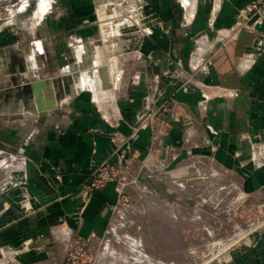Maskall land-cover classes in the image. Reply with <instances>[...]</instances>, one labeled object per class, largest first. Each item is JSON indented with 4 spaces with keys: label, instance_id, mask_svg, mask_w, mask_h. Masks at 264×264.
Instances as JSON below:
<instances>
[{
    "label": "crops",
    "instance_id": "1",
    "mask_svg": "<svg viewBox=\"0 0 264 264\" xmlns=\"http://www.w3.org/2000/svg\"><path fill=\"white\" fill-rule=\"evenodd\" d=\"M93 1L96 7L97 0ZM255 1L257 0H200L195 20L187 25L174 0H147L146 13L157 24V29L150 36L155 43L154 51L151 52V64L157 67H148L147 79L150 81V76L172 66L181 68L183 73L189 71L187 60L196 37L205 35L212 41L213 46L209 45L211 51L208 49L210 52L202 61V65L207 63L206 69L209 72L206 76L201 73L197 75L206 86L202 89L179 91L181 93L174 97L180 116L174 120L168 110L163 112L162 115L171 123V128L163 138L162 146L174 149L182 159L189 155L213 159L215 164L231 171L240 179L242 190L248 199L255 197L264 204V165L255 167L249 162L254 145H261L264 149V27L257 26L253 32L233 30L239 21L240 12ZM56 2L53 0V5ZM25 7L26 5L18 9ZM185 10L187 17H190L194 7L191 11H187L186 7ZM52 25L54 27L55 23L50 15L35 24L37 28L32 34L33 41L28 45L25 55V60L32 69L44 65V44L49 41L47 28ZM220 29L229 34L223 46L215 35ZM96 37L101 38V30L100 33L94 32L86 36L84 43L76 38L71 41L83 46L95 45L93 41ZM105 37L108 38L107 34ZM202 41L201 39L200 42ZM8 42L18 45L21 41L15 37ZM121 44H117L115 53L116 64L122 67L123 63H127L126 60L133 58L134 53L122 52ZM39 45L41 50L36 52ZM204 48L207 49L203 44L201 55L204 54ZM214 48L216 51L213 53ZM119 49L122 53H118ZM70 52L72 54L71 48ZM196 52L197 50L194 53ZM249 60L250 65L241 68ZM70 65L62 66L59 74L63 76L72 69ZM2 68L5 70V66ZM48 68L54 69L51 65ZM119 68L116 65V78L120 81L118 87L122 99L125 97L127 82L121 84L124 73ZM134 71V79H137L139 73L136 69ZM6 79L0 78V82ZM135 87L131 88L136 92ZM169 91L170 89L167 93ZM41 92L42 88L36 90L34 97L41 100L39 105H45V111L38 112L40 117L30 119L18 113L17 116L9 114L15 111H11L15 107L25 109V97L17 100L20 103L17 106L13 103L16 97H11L8 102L0 100V264H6L1 255L5 247L21 250L24 244L27 245L18 258L20 264L36 263L41 261L42 253L55 249L58 251L60 246L57 243L52 248L47 240H43V236L48 234V228L53 225L54 218L58 220L59 217H64L82 237L103 234L111 213L110 205L116 200L113 186L93 194L81 215H77L78 226L69 218L74 217L73 207L82 205L80 188L86 185L94 166L106 159L116 160V155L113 156V134L129 136L135 123L133 115H126L132 111L120 110L124 120L119 127H115L114 123L107 121V117L86 91H79L77 95H70L62 101L52 100L53 107L52 102L48 103ZM32 103L29 104L35 106ZM133 103L132 107L140 106L139 101ZM27 107L31 108L30 105ZM54 108L57 110L52 115H47ZM114 142L118 143L117 137ZM149 145V131L141 130L137 138L129 143L127 157L133 156L137 161L143 159L148 153ZM3 166L9 168L6 169L7 172H2ZM10 172H13L11 177ZM27 206L30 207L29 210ZM44 221H48V224ZM63 232L59 233V237L66 239L67 232ZM262 237L264 239V232ZM50 253L49 256L52 257L53 252ZM45 264L52 263L48 260ZM247 264H264V244L260 253L255 254Z\"/></svg>",
    "mask_w": 264,
    "mask_h": 264
},
{
    "label": "rangeland",
    "instance_id": "2",
    "mask_svg": "<svg viewBox=\"0 0 264 264\" xmlns=\"http://www.w3.org/2000/svg\"><path fill=\"white\" fill-rule=\"evenodd\" d=\"M48 1L0 0V78H7L0 82V100L8 102L11 97H16V101L13 103L17 106V100L19 101L26 97L23 99L24 106L31 105L29 103L33 101L35 103L32 104L39 105L41 104V100L37 96L34 97L35 89L33 88V83L37 82L42 84L39 88L43 89L41 93L42 95L44 94L45 100L48 103L52 102V100L62 101L70 96L71 93V96H75L80 92L86 91L105 117L107 114L114 115L116 112H120V110L132 111V113H127L126 115H133L136 121L138 116L145 117L152 110L157 109L169 97H175L177 94L189 89H202L206 86L197 75L199 73L205 76L208 74L209 70L206 69L207 63L195 71L191 72L192 69L190 70L192 55L199 45L197 44L199 41L196 43V40L202 36L205 38V35H200L194 40V47L187 60L189 71L181 74L177 66H172L171 68H166L165 71L150 76V81L147 79L148 67L150 68L152 66L151 62H153L151 60V52L154 51L155 44L150 39V36L157 29V24L153 23L154 19L146 13L147 0H101L99 2L97 0L96 7L93 0H56L57 2L54 5L53 0H50V3ZM174 1L181 9L183 22L190 25L195 20L200 0H194L196 3H194V10L190 17L186 15L183 0ZM204 1L216 2V0ZM141 4H143L142 12L144 14L140 13L136 17L138 21H142L148 27L150 34L147 35L135 33L136 29L134 30L132 25L128 26V23H126L127 26H125L126 24L124 25V20L132 21V17H135L129 10L131 8L137 9L136 5L140 6ZM25 5V8L18 9ZM112 5L120 6L117 11L121 15L117 13L116 16V13L111 11ZM42 6L44 7L43 15H41L39 21L44 20L46 15H50L55 26L53 27L52 25V27L47 28L49 31L47 39L49 41L44 44V55L42 57L44 65L37 67V69H32L25 60V55L28 51V45L33 41L31 40L32 34H34L37 28L35 24L39 23V21L34 22L32 19H35L36 11ZM130 6L131 8H129ZM114 14L116 17L114 23L121 20L124 26L120 27L121 24L119 23V27L116 26L117 24L102 26L113 19ZM105 20L108 22H104ZM210 23L209 21L208 27H210ZM116 28L122 31L120 36H111L109 33ZM100 30L101 38L96 37L94 39L95 45H85L71 54L70 48L75 45L71 41L72 38L79 39L84 43L86 36L94 32L100 33ZM116 32L114 31L112 35H115ZM218 32L225 36L229 35L224 29H220L215 32L216 37H218ZM105 34L108 36L106 39L104 38ZM15 37L21 41L20 45L8 42L11 41V38L14 39ZM119 42L127 43L126 46H123L124 50L122 52H133L136 54L130 61L126 60L127 63H123L122 67L117 64V67H120L124 73L121 84L124 85V82H127L128 87V89L125 87V97H122V99L119 95L121 91L118 87L120 83L119 78H116V82H114L116 85L113 88L112 84L109 83V78L105 74L104 78H101L102 81L104 79V87H109L108 85H110L109 88L113 90L114 97L108 105V103H104L106 102L105 100H101L100 103L96 102L91 90L83 89L79 92L77 88L72 86L74 76L79 77V73L76 70L70 71V68L63 76L59 74V69L62 66L71 64L70 67H74V64L79 60L81 61V59H84L83 62L91 59L92 51L90 52V49L92 48H88L89 46L101 49L100 51L106 53L105 55H116L115 48ZM204 45L207 47V49L204 48V53L207 55L211 51L208 52V45L213 46L212 41L207 38ZM215 51L214 48L213 53ZM78 54L79 58H77ZM50 65L54 68L53 70L48 68ZM4 66L5 70L2 68ZM155 66L153 65L152 68L154 69ZM93 69L96 70L95 67ZM135 69L139 73L137 74V79H134L136 76ZM132 86L137 87L136 92L131 88ZM168 89L170 91L167 93ZM75 90L77 92L73 95ZM29 100L32 102H29ZM136 101L140 102V104L138 103L140 106L132 107L134 105L133 102ZM157 104H159L157 107H153ZM118 105H120V108ZM51 106L53 107V102ZM20 107L22 108L23 106ZM16 108L15 113L9 112V114H16V116L18 114L20 116L25 115L29 119L41 116L32 107L31 110L26 111L25 109ZM54 109L48 111L47 115H52L57 110ZM17 110L18 114L16 113ZM120 114L122 115V120H124L122 112ZM177 174L178 172H176ZM214 174L217 178L225 177L223 178L225 181L222 180L221 182V180H218L216 185L211 188L206 179L207 183L206 181L202 182V187H204L202 189V196L200 197L197 194L196 198H192L193 195L188 194L189 190L184 194L185 192L172 189L169 185L170 181L168 182L164 176L152 179V182H149V188L143 184L144 188L140 191L142 194L137 193L133 187H127L126 194L131 197L128 208L121 207L113 214L112 205L114 203L110 205L111 213H109L108 225L103 234L82 237L77 233V229L71 227L72 225L70 226L64 217H59L58 220L53 219V225L48 228V234L43 236V240H47L50 247L53 248L57 243L56 235L60 231L71 230L82 243L91 245L90 264H247L263 248L264 239L262 234L264 227L254 229L248 234L245 232L249 228H256L257 224L264 220V208L259 207L262 203L259 200L257 201L255 197L245 200L246 198L240 188L241 181L237 177V181H235L234 174L233 180L227 179L228 173L215 172ZM11 175H13V172H10V177ZM140 177H142L143 181L147 179L144 172ZM228 178L231 177L228 176ZM1 185L0 182V192L2 189ZM190 185H192V181ZM206 185L208 186L207 188H205ZM139 187L141 188V186ZM150 191L155 194V198L151 202L149 193H152ZM210 191L213 193H210ZM89 201L82 202V205L79 207H73L74 212L72 215L74 217H68L72 223L74 220L75 225L78 226L79 220L77 215H81ZM156 206L162 210L166 207L167 209L166 211L164 209L165 213L164 211L162 213V210L158 208L159 212L156 211L154 213V208L157 209ZM29 208L27 206V210ZM44 223L48 224V221H44ZM250 223H254V225L250 226ZM109 227L114 228L115 234L106 232ZM259 245H262V248H258ZM131 246L132 248L136 247L137 251L132 249ZM50 252H53L52 257L49 256ZM64 253L61 247L58 248V251L56 249L54 251H47V253H42L41 261L36 263L45 264L46 261L50 260L52 264H59L64 257ZM135 253H138L137 256Z\"/></svg>",
    "mask_w": 264,
    "mask_h": 264
},
{
    "label": "built area",
    "instance_id": "3",
    "mask_svg": "<svg viewBox=\"0 0 264 264\" xmlns=\"http://www.w3.org/2000/svg\"><path fill=\"white\" fill-rule=\"evenodd\" d=\"M136 6L137 9L131 8V6L129 7L131 8L129 12H132V15L135 17H132V21L124 20V25L126 23H128V26L132 25L134 30L136 29L135 33H140L141 35L150 34L146 24L142 23V21H138L136 17L138 16V14L143 13V4H141L140 6ZM119 8L120 6L118 5H112L111 11H113V13H116V16L117 13L121 15V13L117 11L119 10ZM115 18L116 17L114 14L113 19L109 20V22L106 20L104 22H108L106 24L119 23L121 24L120 27L124 26L121 20H119L120 22L114 23ZM238 18L239 21L233 27V30L235 31H240L241 29H244L253 32L255 30V27L257 26L264 27V1L257 0L255 2L250 3L245 7L244 11L240 12ZM125 26H127V24ZM217 34L218 37H216V40H218V42L222 43L223 45L225 43V38L227 39V36L222 35L220 32H218ZM202 37L196 40V43L199 41V43L197 44H201V39H205L202 41V43L205 44L207 38L206 36L205 38ZM260 44L261 42H259V45ZM208 48L210 50V46ZM204 55L205 53L201 55L200 60L196 66L193 64L191 65V72L195 71L199 67L204 66V63L202 65L203 58L205 57ZM135 56L136 54L134 53L133 58ZM250 63V60L247 61V63L241 66V68L248 67ZM178 69L180 70V73L183 74V70L181 68ZM169 105L171 106L168 107ZM167 110L168 112H170L171 117L174 120H177V118L180 116L178 111V103L176 102L174 96L169 97V99H166L160 104L157 109L152 110L145 117L138 116L134 123V127L132 128V132L129 136H123L118 133L113 134L112 142L115 143L113 156L116 155V160L106 159L100 164L94 166V168L90 171L86 185L80 188V196L83 202L89 201L95 192L102 191L108 186H113L116 195V200L112 205V213L114 214V212L117 209H120L121 207L128 208V205L131 202V197L126 194L127 187H133L134 190L137 191V193L142 194L140 193V191L144 188L143 184L145 185V187L149 188V182L152 179L159 178V176H164L168 182L174 179H185L187 181H193L192 185L188 187V194H192V198H196L197 194H199L200 197L202 196V189H204V187H202V182L204 181V177L208 180L209 187L216 185L218 180H224L223 178H217L214 174L215 172L228 173L227 179H234L235 176L233 175V173H231V171L221 166H218L217 164H215L213 159H205L196 155H189L188 157L182 159L177 154V151H174V149L170 147L164 148L162 146L163 138L167 135V133H169V130L171 128V123L167 121L162 115L163 112ZM106 117L107 121L114 123L115 127H119V125L123 121L122 115L119 111L116 112L114 115L107 114ZM141 130L149 131L150 145L146 156L143 159L137 161L133 156L127 157V154L130 150L129 143L137 138L138 133ZM116 137L118 143L114 142ZM249 162L252 163L255 167H261L262 165H264V149L261 147V145H254L252 147V154L249 159ZM143 172L145 173V178H147L145 179V181H143L142 177H140ZM176 172H178L177 175ZM202 174H204V176H202ZM228 176H230L231 178H228ZM234 180L237 181L236 177ZM139 186H141V188ZM240 188L242 189V186H240ZM210 193L213 192L210 191ZM243 194L246 198L245 200H247V195L244 193V191ZM149 195L151 200L155 198V194L153 192ZM259 207L264 208V204H261ZM252 225H254V223H250V226ZM262 227H264V220L258 223L256 228H249L248 231L245 233L248 234L254 229L256 230ZM66 232V239L60 238L59 233L56 235L57 245H60V247L65 252L64 257L62 258L59 264H90L89 257L90 252L92 250L91 245L82 243L80 239H77L76 235L71 230H66ZM106 232H111L112 234H115L114 228L111 227H109ZM26 247L27 245L25 244L23 245V248H21V250L5 247L1 251L2 259L5 260L6 264H20L18 263V258L22 254V251L26 249ZM35 264H40V262Z\"/></svg>",
    "mask_w": 264,
    "mask_h": 264
},
{
    "label": "bare ground",
    "instance_id": "4",
    "mask_svg": "<svg viewBox=\"0 0 264 264\" xmlns=\"http://www.w3.org/2000/svg\"><path fill=\"white\" fill-rule=\"evenodd\" d=\"M43 1V0H42ZM49 3H50V0L48 1ZM48 2H46V3H48ZM183 3H184V6L187 8V11H191L192 9H193V7H194V3H195V1L194 0H189V1H184L183 0ZM184 7V8H185ZM43 9H44V7L42 6L41 8H39V10L38 11H36V15H35V19H33L34 20V22H38L39 21V19L41 18V15H43ZM127 10V9H126ZM35 14V13H34ZM43 17V16H42ZM136 23H137V20H136ZM107 25V24H106ZM102 26H104V25H102ZM117 27H119V25L117 24L116 25ZM104 29V28H103ZM111 31V30H110ZM114 31H117L116 32V34L115 35H112L113 34V32ZM114 31H111L110 33H111V36H116V35H118V36H120V34H121V32L122 31H120V29H118V28H116ZM146 31V30H145ZM147 32V31H146ZM106 35V34H105ZM104 38H106V37H104ZM75 45L74 46H72L71 47V50H72V54L75 52V51H78V49H81L82 47H83V45L81 44V43H79V42H73ZM119 43H122L121 45H122V49H123V46H126V42H119ZM118 44V43H117ZM119 47H121V46H119ZM202 47H203V43H201L199 46H198V49H197V52L196 53H194L193 54V56H192V64L193 65H197L198 64V62H199V60H200V56H201V53H202ZM88 48H92V49H90V52L92 51V54H91V59H88L86 62H83V60L84 59H81V61L79 60V61H77V63H75L74 64V67H72V69H70V71H72V70H76L77 71V73H79V77L78 76H74V79H73V84H72V86H74L75 88H77V90L78 91H81V90H83V89H87V90H91L92 92H93V94H94V98H95V100L97 101V102H100L101 100H105L106 102H104V103H108V105H109V103L112 101V99H113V90L111 89V88H109L110 87V85H108L109 87H104L105 86V83H103V81H104V79H103V81H102V79L101 78H104V74L106 75V77H108L109 78V83L110 84H112V88H113V86L114 85H116V83H114V82H116V72H117V70H116V55H114V54H108V55H105L106 53H103L102 51H100L101 49H99V48H97V47H88ZM41 50V48H40V45H39V48L37 49V51L36 52H38V51H40ZM124 50V49H123ZM87 51V50H86ZM97 51V52H96ZM119 52L118 53H121V50L119 49L118 50ZM80 53V52H79ZM89 53V52H88ZM95 53V54H94ZM77 58H79V54L77 55ZM89 65H90V67H89ZM94 65V66H93ZM93 67H95V69L96 70H94L93 69ZM65 71H66V69H65ZM79 71V72H78ZM68 73V72H67ZM70 73V72H69ZM111 78H112V80H111ZM94 81V82H93ZM91 83H92V85H91ZM94 83H97V84H94ZM42 86V84L40 83V86L39 85H35V90L34 91H36V90H38L39 89V87H41ZM107 86V85H106ZM71 87V86H70ZM74 89V88H73ZM115 89V88H114ZM71 90V89H70ZM77 90H75V92L73 93V95L74 94H76V92H77ZM72 92V91H71ZM70 93V92H69ZM69 95V94H68ZM71 95H72V93H71ZM65 96V95H64ZM26 98V97H25ZM30 101V100H29ZM24 102V101H23ZM102 103H103V101H102ZM20 104V103H19ZM18 104V105H19ZM23 105V104H22ZM32 105H34V104H32ZM15 106V105H14ZM45 105H35V106H31L30 105V107H32L37 113L38 112H40V111H45L44 110V107ZM46 106H48L47 104H46ZM43 107V109H41ZM108 107V106H107ZM16 108V107H15ZM50 108V107H49ZM13 109V108H12ZM17 109V108H16ZM23 109V108H22ZM11 110V109H10ZM13 110H15V109H13ZM13 110H11V111H13ZM26 110H31V108H26L25 107V111ZM20 111V110H19ZM22 111V110H21ZM14 113H15V111H14ZM16 113H19L18 112V110H17V112ZM6 169H9V168H5L4 166L2 167V172H7V170ZM202 173V172H201ZM225 174V173H224ZM228 175V174H227ZM202 176H204V174H202ZM224 176V175H223ZM223 178H225V177H223ZM185 180V179H184ZM204 181H206V178L204 177V179H203ZM220 181V180H219ZM225 181V180H224ZM191 181H179V180H177V179H174V180H170V182H169V185H170V187H172V189L174 188V189H178V190H181V192H188V187L189 186H191L189 183H190ZM193 182V181H192ZM222 182V181H221ZM206 183H207V181H206ZM220 183V182H219ZM205 184V183H204ZM227 184V183H226ZM229 184V183H228ZM206 187H208L207 185H206ZM212 187V186H211ZM149 190V189H148ZM213 190V189H212ZM222 190V189H221ZM151 192V191H150ZM152 193V192H151ZM150 194V193H149ZM205 194V193H204ZM219 194V193H218ZM192 195V194H191ZM209 195V194H208ZM208 199V198H207ZM152 200H150V202H151ZM155 201V200H154ZM149 202V201H148ZM147 202V203H148ZM161 203V202H160ZM150 205H151V203H150ZM150 205H148V206H150ZM154 205V204H153ZM166 205V204H165ZM152 206V205H151ZM157 207V206H156ZM162 207V206H161ZM158 208H160V207H157V209ZM168 208H172V207H168ZM157 209H155L154 208V213H156V211L157 212H159V209L157 210ZM165 209V211H166V209H167V207L166 208H164ZM164 209L162 210L161 208H160V210H162V213H163V211H164ZM153 210V209H152ZM165 211H164V213H165ZM168 211V210H167ZM161 212V211H160ZM176 212V211H175ZM180 212V211H179ZM170 213V212H169ZM174 213V212H173ZM178 214V213H177ZM156 215V214H155ZM179 215V214H178ZM163 216V215H162ZM166 216V215H165ZM149 217V216H148ZM147 217V218H148ZM179 217V216H178ZM161 218H163V217H161ZM149 219V218H148ZM151 219V218H150ZM152 220V219H151ZM152 226V225H151ZM65 232V231H64ZM63 232V233H64ZM63 235V234H62ZM60 236H61V234H60ZM61 238V237H60ZM67 238V237H66ZM147 241V240H146ZM136 243H138V242H136ZM135 246V245H134ZM147 246V245H146ZM145 246V247H146ZM144 249V248H143ZM142 249V250H143ZM148 249V248H147ZM135 250L137 251V249L135 248ZM143 253V252H142ZM136 254V253H135ZM134 254V255H135ZM138 254V253H137ZM137 254H136V256H137ZM144 254V253H143ZM56 264V263H55ZM136 264V263H135Z\"/></svg>",
    "mask_w": 264,
    "mask_h": 264
},
{
    "label": "water",
    "instance_id": "5",
    "mask_svg": "<svg viewBox=\"0 0 264 264\" xmlns=\"http://www.w3.org/2000/svg\"><path fill=\"white\" fill-rule=\"evenodd\" d=\"M35 85H39L40 86V84L39 83H33V88H35Z\"/></svg>",
    "mask_w": 264,
    "mask_h": 264
}]
</instances>
